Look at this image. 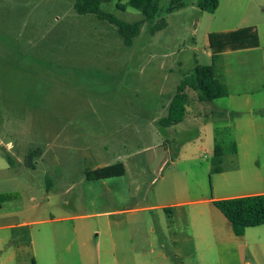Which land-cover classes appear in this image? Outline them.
I'll return each instance as SVG.
<instances>
[{"label": "rangeland", "instance_id": "1", "mask_svg": "<svg viewBox=\"0 0 264 264\" xmlns=\"http://www.w3.org/2000/svg\"><path fill=\"white\" fill-rule=\"evenodd\" d=\"M180 1L181 7L163 12L150 22L141 10L150 0L102 3L100 8L105 14L129 24L143 23L139 36L127 47L115 25L92 14L79 15L74 0H0V82L7 79L12 86L21 85L25 96V100L10 104L11 110L1 101L0 112L9 111L14 129L22 130L28 123L26 109L31 107L35 139L28 151L34 162L42 164L26 177L32 185H40L43 193L48 192L54 179L47 175L44 157L36 152L38 148L46 152L47 136L36 133L54 128L59 114L66 117L65 125L75 128L78 123L85 128L88 138L76 148L85 156L88 171L116 164L125 168L122 177L87 182L85 195L82 188L72 193L75 197L71 205L80 206L86 215L81 221L54 225L81 223L87 228L91 245L100 239V261L96 262L93 255L88 257L93 261L88 264H135L137 254L140 260L161 264L159 248L143 241L148 239L152 226L167 244L166 264L194 262L187 254L176 258L173 234L164 236L161 230L165 221L167 225L171 222V213L206 209L207 205L196 201L212 198L215 188L218 194L219 186H227L224 177L230 173L221 171L237 167L233 164L242 161L247 170L257 161L264 174V74L258 69L244 71L240 53L226 52L216 65L231 97L201 103L196 92H189L185 120L170 128L161 125L185 75L197 65L213 64L212 44L216 45L218 35L244 25L224 22L218 15L201 11L198 0ZM161 6H168V0H162ZM162 22L167 26L153 34L152 28ZM8 68L22 71L8 74ZM36 80V89L26 87V82ZM247 99L249 105L245 104ZM250 111L256 115L257 135L248 129ZM242 137L256 148L244 147L238 151V160L234 156L235 143ZM71 153L76 156L79 152L77 149ZM2 155L8 154L3 150ZM231 179L235 186L243 184L237 178ZM35 197V202L27 205L42 201L40 193ZM64 201L52 198L44 206L60 216L67 213ZM183 202L190 203L177 206ZM122 208L134 210L129 226H134L142 238V247L136 246L134 251L129 248L128 252L125 249L129 262L126 258L122 262V254L118 261L105 253L109 250L110 227L117 221L119 226H127L126 216L112 215V211ZM27 221L19 218L17 223ZM96 230L101 232L99 236ZM205 257L209 264H217L216 258L208 254Z\"/></svg>", "mask_w": 264, "mask_h": 264}, {"label": "crops", "instance_id": "2", "mask_svg": "<svg viewBox=\"0 0 264 264\" xmlns=\"http://www.w3.org/2000/svg\"><path fill=\"white\" fill-rule=\"evenodd\" d=\"M214 15H218L224 22L244 24L234 29L224 30L225 32L247 27L257 29L261 37L259 48L229 53H240V62L244 71L258 69L261 74H264V46L261 36L264 35V30H261V26L264 27V0H219V7ZM5 71L13 74L15 71L22 70L8 68ZM28 85L36 89L38 81L29 84L26 82V87ZM21 87L17 84L12 86L7 79L0 82V102L6 103L9 110H11L10 104L25 100ZM228 97H231L229 89ZM250 103L249 99L245 102L246 105ZM249 114L250 128L248 129L257 135L259 128L256 115L254 111H250ZM25 116L28 122L26 129L15 130L10 112L7 111L4 114L0 112V264H88L93 262L88 261V257L90 256L91 259L93 255L96 262L100 261L102 252L100 248L103 245L100 239L95 246L91 245L87 240V228L84 224L54 226L81 221L86 215L81 213L80 206L74 208L71 205L70 201L75 197L72 193H78L82 188V193L85 195L87 182H99L87 180L86 158L81 155L80 148H76V146H82L88 138L83 130L85 128L78 123H76L78 127L75 128L65 125L66 117L59 114L55 117L58 120L53 123L54 128L42 133L37 131V135L46 134L48 147L46 152H43L41 148H38L36 152L44 157L43 164H46L48 168L47 175H51L54 179L48 192L43 193L40 185H32L26 177V174H30L31 170L36 171L37 166L42 164L34 162L32 153L28 151L31 150L33 139H35L32 125L34 113L31 107L26 109ZM20 133H22L21 139ZM235 147L234 156L240 160L238 151H242L244 147L247 150H253L256 144L242 137L238 143H235ZM77 149L79 153L74 156L71 151L74 152ZM3 150L7 152V156L2 155ZM48 154L50 157H47ZM9 156L13 163L8 160ZM233 165L237 167L221 171L222 174L227 171L231 175L224 177L227 186H219L218 194L215 188L212 198L196 201L207 205L206 209L190 208L176 215L170 212L169 225L166 224L167 219L162 218L165 221V226L161 229L165 231L164 236L166 233L173 234L171 243L175 247L176 258L187 254L194 260V262L189 261V264H209L205 257L208 254L209 257L216 258L217 264H264V226L248 228L242 236H237L230 222L214 205L216 201L264 195V174L257 161H254L247 170L245 169L246 171L243 169L242 161L241 164L239 162ZM232 177L241 180L243 184L235 186ZM108 180L110 179L101 181ZM57 190L59 192H56ZM37 193L41 194L42 201L31 206L27 205V202H35ZM52 198L65 200L63 208L67 213L55 216L50 206H44L46 202L50 203ZM188 203L190 202L178 203L177 206L182 207ZM133 213L134 210L126 208L112 211L114 217L126 216L127 223V226H119L117 221L116 226L110 227L109 250L105 253L112 254L115 260L119 261L118 255L122 254V262L124 258L128 261L130 257L125 256V249L128 252L129 248L134 251V247H142V238L137 236L134 226H129L132 222L129 216ZM19 218L28 221L17 223ZM95 232L98 236L101 234L99 230ZM147 238L143 241H146L148 246L159 248L161 264H166L169 255L166 251L167 244L160 239L161 232L156 233V229L152 226ZM152 252L156 250L152 249ZM135 258V264H151L148 259L140 260L139 254Z\"/></svg>", "mask_w": 264, "mask_h": 264}, {"label": "trees", "instance_id": "3", "mask_svg": "<svg viewBox=\"0 0 264 264\" xmlns=\"http://www.w3.org/2000/svg\"><path fill=\"white\" fill-rule=\"evenodd\" d=\"M112 0H74V8L79 15L92 14L99 19L109 22L118 28V32L127 47H131L135 38L140 34L142 22L133 24L118 20L113 15L101 11V4ZM162 0H150L144 7L142 14L146 22L152 21L163 12H170L182 6L180 0H168V6H161ZM198 8L203 12L214 14L219 7V0H198ZM167 24L156 25L152 33L166 27ZM213 55V64L210 66L197 65L193 71L185 75L178 86L170 107L169 115L162 120L161 125L170 128L182 123L187 115L189 106V92L197 93V100L201 103H210L228 97V89L222 78L219 77L216 65L226 52H237L260 47V37L254 27L242 28L227 34H219ZM8 160L13 163L9 156ZM125 175L122 164H116L105 168H99L86 173L88 181H101L119 178ZM215 207L226 217L232 225L234 233L242 236L246 229L264 226V195L240 197L214 202Z\"/></svg>", "mask_w": 264, "mask_h": 264}]
</instances>
